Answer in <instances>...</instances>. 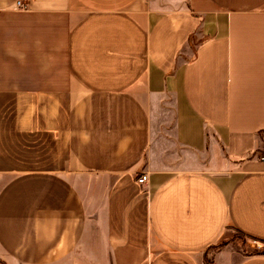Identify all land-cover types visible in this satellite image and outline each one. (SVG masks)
I'll list each match as a JSON object with an SVG mask.
<instances>
[{
    "label": "crops",
    "instance_id": "obj_1",
    "mask_svg": "<svg viewBox=\"0 0 264 264\" xmlns=\"http://www.w3.org/2000/svg\"><path fill=\"white\" fill-rule=\"evenodd\" d=\"M15 1L0 264H264V0Z\"/></svg>",
    "mask_w": 264,
    "mask_h": 264
},
{
    "label": "rangeland",
    "instance_id": "obj_2",
    "mask_svg": "<svg viewBox=\"0 0 264 264\" xmlns=\"http://www.w3.org/2000/svg\"><path fill=\"white\" fill-rule=\"evenodd\" d=\"M225 236L226 237L223 240L226 244H238L242 249L246 248L248 245L258 247L263 244L262 242L252 240L251 238H244L241 236V234H239V232L232 229H228ZM220 243L222 244V242Z\"/></svg>",
    "mask_w": 264,
    "mask_h": 264
},
{
    "label": "trees",
    "instance_id": "obj_3",
    "mask_svg": "<svg viewBox=\"0 0 264 264\" xmlns=\"http://www.w3.org/2000/svg\"><path fill=\"white\" fill-rule=\"evenodd\" d=\"M264 152V151H263ZM239 234H241L242 237H246V238H251L252 240H257V241H260L262 242L263 244L256 247V246H251V245H248L246 248L241 249V251L245 252V253H248V254H264V240H261V239H256L255 237H252V236H249V235H245V234H242L239 232Z\"/></svg>",
    "mask_w": 264,
    "mask_h": 264
},
{
    "label": "built area",
    "instance_id": "obj_4",
    "mask_svg": "<svg viewBox=\"0 0 264 264\" xmlns=\"http://www.w3.org/2000/svg\"><path fill=\"white\" fill-rule=\"evenodd\" d=\"M15 5L18 7L24 8L26 5L21 2L20 0L15 1ZM260 159H264V154L260 155ZM147 179V173L146 172H140L138 175L135 176V182L138 184H142Z\"/></svg>",
    "mask_w": 264,
    "mask_h": 264
}]
</instances>
